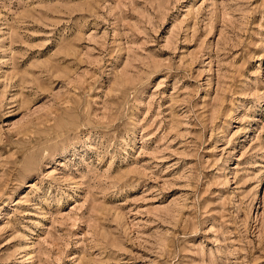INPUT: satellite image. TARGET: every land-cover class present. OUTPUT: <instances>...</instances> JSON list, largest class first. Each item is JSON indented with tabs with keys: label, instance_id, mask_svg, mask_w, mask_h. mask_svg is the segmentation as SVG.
Segmentation results:
<instances>
[{
	"label": "rangeland",
	"instance_id": "1",
	"mask_svg": "<svg viewBox=\"0 0 264 264\" xmlns=\"http://www.w3.org/2000/svg\"><path fill=\"white\" fill-rule=\"evenodd\" d=\"M0 264H264V0H0Z\"/></svg>",
	"mask_w": 264,
	"mask_h": 264
}]
</instances>
